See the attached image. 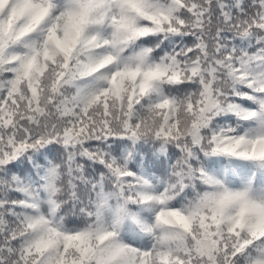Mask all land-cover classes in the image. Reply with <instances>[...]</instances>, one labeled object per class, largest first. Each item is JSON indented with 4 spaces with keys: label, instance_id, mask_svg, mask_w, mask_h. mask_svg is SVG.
<instances>
[{
    "label": "snow or ice",
    "instance_id": "1",
    "mask_svg": "<svg viewBox=\"0 0 264 264\" xmlns=\"http://www.w3.org/2000/svg\"><path fill=\"white\" fill-rule=\"evenodd\" d=\"M0 264H264V0H0Z\"/></svg>",
    "mask_w": 264,
    "mask_h": 264
}]
</instances>
